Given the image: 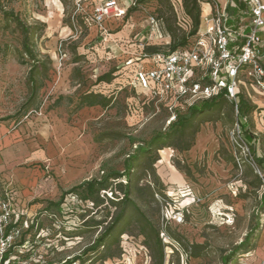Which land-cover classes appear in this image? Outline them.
<instances>
[{"label": "rangeland", "instance_id": "rangeland-1", "mask_svg": "<svg viewBox=\"0 0 264 264\" xmlns=\"http://www.w3.org/2000/svg\"><path fill=\"white\" fill-rule=\"evenodd\" d=\"M107 1L0 0V128L20 133L26 142L46 128L49 142L59 140L65 147L61 157L38 165L42 180L50 177L54 189L27 204L17 224L23 247L14 263L156 264L159 253L144 234L148 225V234L159 232L163 264H225L228 257V264H264V177L225 99L196 116L185 134L176 133L142 155L132 170L130 203L122 204V179L90 200L77 190L57 206L83 182L123 173L138 147L171 126L165 107L132 88L133 67L127 62L137 46L166 42L150 20L178 21L175 5L172 0H118L126 12L136 10L125 19L111 14L101 27L94 18ZM178 23L175 34L182 37L188 32ZM25 28L44 61L43 87L36 96L28 80L32 61L23 46ZM127 30V36H118ZM111 71L110 84L97 82ZM250 92L252 98L246 90L243 94L255 108L250 129L262 156L264 95ZM89 94L112 101L106 108H80ZM112 226L104 246L90 250Z\"/></svg>", "mask_w": 264, "mask_h": 264}, {"label": "built area", "instance_id": "built-area-1", "mask_svg": "<svg viewBox=\"0 0 264 264\" xmlns=\"http://www.w3.org/2000/svg\"><path fill=\"white\" fill-rule=\"evenodd\" d=\"M172 2L179 15L178 24H183L189 33L192 21L185 14L183 0ZM197 2L201 23L188 46L151 57L134 53L127 62L135 67L132 88L145 100L165 107L170 124L190 107L215 97L228 100L238 115L243 89L251 88L264 95V0ZM125 12L118 0H108L94 22L102 27L111 14L121 18ZM150 26L155 34L161 33L159 19L152 17ZM258 169L264 177V169ZM24 215L16 190L0 189V264H15L17 260L15 252L23 247L17 224Z\"/></svg>", "mask_w": 264, "mask_h": 264}, {"label": "trees", "instance_id": "trees-1", "mask_svg": "<svg viewBox=\"0 0 264 264\" xmlns=\"http://www.w3.org/2000/svg\"><path fill=\"white\" fill-rule=\"evenodd\" d=\"M161 2L166 0H160ZM183 8L185 11V14L191 19L192 21V30L187 33L186 35H183L182 37H178L175 34V25L178 21L177 19L173 18H164L162 17L160 19L161 24V30L164 32L165 37H170L171 42L169 44L161 43V44H146L145 46H137V49L134 53L136 54H144L148 57L155 56L158 54H170L172 52H175L176 50L180 48H184L188 46L193 39V37L196 35L200 23H201V9L197 2V0H183ZM136 8H130L125 14L121 17L123 19L126 18L127 13H131ZM13 16V14H11ZM16 22H18L19 25H22V22L18 18L15 19ZM25 39H24V50L26 55L29 57L30 61H32V68L30 70L29 74V85L31 87L33 95H37L38 92L43 87V79H41V67L44 66V61L39 58V56L34 53V47L32 43L30 42L29 38V29L25 28ZM137 34L133 35L134 42L129 43L132 44V47H135L137 44L136 42ZM48 63L50 64L51 61L46 57ZM130 67H133V71L135 70V67L131 65ZM115 71H111L107 74H104L103 76L99 77L98 83H107L110 84L114 77ZM132 77H130L131 79ZM223 99L224 97H215L211 100L200 102L189 109L185 111L184 113H181L178 115L177 120L173 123H171V126L169 127V130L166 133H160L154 136L146 145V147L141 146L137 148V151L135 154L130 156L128 160L125 162V170L123 173L118 172H110L104 177H102L100 180H92V181H85L82 184H80L76 189H72L68 193L64 194L59 201V206L62 203V200L65 195L73 194L77 192V190H81L84 192V199L90 200L97 196L101 191H108L113 182L115 180H125V187L122 189L123 191V199L122 204H128L131 202L130 199V184H131V174L132 170L134 169L135 163L142 157L143 154H146L151 151L152 148L157 147L165 142H167L169 139H171L174 134L176 133H183L185 134L188 126L190 125L191 121L198 115H201L205 112L212 111L216 106L217 102L219 100ZM226 100V99H225ZM112 99H108L107 97H104L103 95H94L89 94L85 95L80 103V108L84 107H96L100 106L103 108H106L110 105ZM255 108L252 107L247 101L241 100V105L238 112V125L240 129V134L242 137L243 142L250 148V151L252 152L253 156L255 157L256 164L264 169V155L259 156L256 154V144L258 142L257 136L251 131L250 129V121L249 117L253 114ZM190 148H187L185 150H189ZM123 183H118L119 186H122ZM124 216V209L121 211V213L118 215V217L115 220V224H119ZM115 225V226H116ZM115 226L109 227L102 235L99 237L95 243V247H93L92 251L96 250L97 248L104 246L107 239L112 235V232L115 228ZM148 225L144 226V234L149 240H153L154 242L152 245H150V248L154 252L159 253V260L156 261V264H163L164 261V252H163V245L162 240L160 239L159 232L154 231V236L151 234H148L146 232V228ZM151 229V228H150ZM231 257H228L225 261V264H228ZM76 260V259H74ZM75 261L67 262L66 264H72Z\"/></svg>", "mask_w": 264, "mask_h": 264}, {"label": "crops", "instance_id": "crops-1", "mask_svg": "<svg viewBox=\"0 0 264 264\" xmlns=\"http://www.w3.org/2000/svg\"><path fill=\"white\" fill-rule=\"evenodd\" d=\"M128 33V30L123 31L118 36L125 37ZM163 39L166 44L171 42L170 37H163ZM250 89H243L241 100L249 103L243 92L246 90L248 96L252 98ZM5 130L0 128V189L14 188L17 192L18 205L25 213L27 204L32 200L48 196L54 189V187L50 188L54 182L50 177L42 180L39 172L41 166L38 165L49 163L58 156L61 157L65 147L59 140L55 143L49 142L45 133L46 128L41 131L37 140L29 142L21 139L20 133L7 134Z\"/></svg>", "mask_w": 264, "mask_h": 264}]
</instances>
